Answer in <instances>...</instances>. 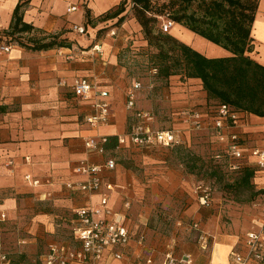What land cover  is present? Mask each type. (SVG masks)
I'll use <instances>...</instances> for the list:
<instances>
[{
	"label": "crops",
	"instance_id": "crops-1",
	"mask_svg": "<svg viewBox=\"0 0 264 264\" xmlns=\"http://www.w3.org/2000/svg\"><path fill=\"white\" fill-rule=\"evenodd\" d=\"M122 2L131 4L130 0H0V214L5 215L0 221V256H6L0 264H41L51 243L77 246L70 231L74 212L97 204L101 194L106 193L104 189L84 194L77 188H65L67 183L86 181L85 175L75 172L81 162L103 164L107 159L115 160V168L102 173L103 179L115 187L108 193V206L124 216L132 238L121 250L122 260L113 259L107 252L101 264H146V260L162 264L168 251L175 256L190 255L196 264H229L232 252H246L244 233L259 225L257 216L252 215L254 220L247 217L242 230L236 223L225 226L219 220H214L211 227L195 220L201 224L194 222L198 227L193 228L186 221L198 207L172 204L184 196L181 188L185 180L175 178L165 166L155 176L135 175L128 163L118 164L115 157L117 153L126 154L139 167L147 163L165 165L164 161L146 152L136 156L133 152L140 151L129 145L105 149L102 155L86 151L87 138L124 135L134 121L133 113L125 108V94L130 88L125 90L124 74L117 62L122 34L118 32L115 38L109 33L112 28L105 30L117 18L102 20ZM18 4L22 22L32 28L11 34L13 12ZM72 6L76 9L68 11ZM122 23L128 33L140 30L138 22L124 19ZM73 25L83 27L84 33L73 31ZM100 31L101 39L96 40ZM166 34L207 58L230 56L174 22ZM139 37L142 36L135 35ZM250 39L251 52L246 55L264 66V0L257 1ZM50 40L65 46L30 48ZM3 46H8L9 51L4 52ZM94 46L102 54L96 53ZM77 79H85L108 93L107 124L92 128L85 123V118L95 113L94 105L100 98L94 92L76 97L72 85ZM165 88V100L170 105L164 129L184 130L179 111L209 110L200 80L170 76ZM140 95L141 90L136 93L135 107L144 110L139 105ZM175 102L178 105L173 107ZM239 114L241 120L232 130L240 135L244 147L251 150L262 146L264 117ZM188 134L183 132V147L188 146ZM9 161L12 164L7 166ZM244 161L255 171L252 184L259 194H264L260 190L264 174L257 171L249 154ZM33 181H39V185H32ZM124 203H129L128 209ZM252 207L256 214L255 205ZM178 213L184 215L181 220L171 218ZM168 218L170 222L163 223ZM200 233L207 237L205 250L197 242ZM140 235L144 236L142 245L136 243Z\"/></svg>",
	"mask_w": 264,
	"mask_h": 264
},
{
	"label": "built area",
	"instance_id": "built-area-1",
	"mask_svg": "<svg viewBox=\"0 0 264 264\" xmlns=\"http://www.w3.org/2000/svg\"><path fill=\"white\" fill-rule=\"evenodd\" d=\"M72 6L68 11H74ZM173 26V21L163 19L160 25L162 33H168ZM72 30L83 34L84 28L73 25ZM114 32H111L113 35ZM4 52L9 51L8 46H3ZM96 52H100L99 47L94 46ZM155 70V69H154ZM142 88L139 81H135L125 94V108L133 113V123L124 135L118 136L117 147L129 145L135 150L153 149L154 147H178L183 144V132H204L208 131L210 135L224 146L223 154H215L213 158L220 160L226 158L229 162L228 168L237 172L245 166L246 155L249 154L254 158V166L257 171L264 174V136L263 145L247 150L243 145L240 135L232 129L236 128L241 116L238 111L226 104L210 106L209 110L185 109L179 111L178 118L183 125L184 130L178 129H156L152 127L153 116L135 107L136 93ZM73 93L76 97H86L91 92L96 94L100 99L95 102V113L85 118V123L92 128L105 125L109 121L110 106L106 100L108 93L104 90H98L96 85L85 80L77 79L72 85ZM264 135V134H263ZM106 137H89L84 141L85 149L88 153L102 155L105 153L104 144ZM7 162V166L11 165ZM116 162L114 159H107L103 164L79 163L75 172L85 175L86 181L82 183H67L66 189L77 188L84 194L99 192L104 189L106 193L101 194L100 200L95 205L78 209L74 212L72 225L70 228L73 240L77 246L71 247L65 244L51 243L47 252L41 257V264H101L105 253L110 252L113 259L122 260L124 254L122 249L127 247L132 240L131 235L125 226L124 216L115 213L108 206V193L112 192L115 187L103 179L102 173L105 170H113ZM32 185H39V181H33ZM264 192V185L260 189ZM207 195L200 198L202 205H207L205 201ZM126 209L129 203H124ZM5 219L4 214H0V221ZM197 228V223L192 225ZM206 235L200 233L197 242L202 250L207 248ZM144 236L140 235L136 239L138 245H142ZM246 252H232L229 264H256L264 263V216L259 225L250 230L245 235ZM3 262L6 260L5 255L0 256ZM146 264H151V260H146ZM162 264H196L193 263L190 255L182 254L175 256L172 251L164 254Z\"/></svg>",
	"mask_w": 264,
	"mask_h": 264
},
{
	"label": "trees",
	"instance_id": "trees-1",
	"mask_svg": "<svg viewBox=\"0 0 264 264\" xmlns=\"http://www.w3.org/2000/svg\"><path fill=\"white\" fill-rule=\"evenodd\" d=\"M154 1L130 0L148 46L156 50L151 59L157 76L165 80L175 75L185 80L198 79L209 106L226 104L245 115L264 117V66L246 55L251 52L250 29L258 0H165L178 5L171 20L230 54L223 58H207L166 33H155L156 17L147 16ZM193 4L202 13L197 9L190 11ZM125 5L122 2L102 20L117 18L114 24H121L125 17L120 15ZM20 8L18 4L13 12L11 34L32 28L22 22ZM54 46L64 47L65 44L50 40L30 48L47 50ZM117 138L106 139L104 148H116ZM238 172V187L251 189L254 169L244 166Z\"/></svg>",
	"mask_w": 264,
	"mask_h": 264
},
{
	"label": "rangeland",
	"instance_id": "rangeland-1",
	"mask_svg": "<svg viewBox=\"0 0 264 264\" xmlns=\"http://www.w3.org/2000/svg\"><path fill=\"white\" fill-rule=\"evenodd\" d=\"M177 8L178 5L168 4L165 0H156L152 3L151 10L149 14L147 13V16L156 17V22L154 23L155 33L161 32L160 25L162 20H171L172 14ZM196 9L202 13L196 4L189 7L190 11H196ZM123 15L125 17V22L133 21L135 24L137 23L131 4L126 3ZM123 24L124 23L118 25L113 24L107 29L105 28V30H111L110 28H112L114 32L112 36L115 38L120 32L122 34L119 45L120 53L117 62L124 74L125 90L131 87L133 81H139L141 86H143V89H140L141 95L139 99V105L144 109L142 111H146L154 116L152 122L153 128H155V126L157 129L167 128L168 120L165 114L169 111L167 109L170 105V103L165 100L167 80L158 77L156 69L153 68L154 62L151 57L156 54V50L148 46L141 27L139 32L128 33V28L123 26ZM137 29H139V27ZM112 30L109 31V33H111ZM101 33L100 31L97 34L96 40L101 39ZM126 33L128 35L124 36ZM135 35H141L142 37L135 38ZM96 53L102 54L101 51ZM176 105H178V103L175 102L173 107H176ZM187 139L188 146L186 147H183V144L171 148L157 146L153 149L140 150V152L136 153L133 152L134 155H141L146 152L153 158L164 161L165 165L147 163L145 167H139L138 162H134V160L128 158V155L121 153H117L115 158L118 164L122 162L128 163L130 172L135 175L155 176V174L162 172L165 166L166 169L175 175V178L177 177L180 180H185L184 188H181L184 196L180 199H175L176 202H172V204L179 205L182 208L193 205L196 208L198 207L195 214L187 218L186 224L189 226L193 225L194 222L198 223V221L195 220H199L203 226L209 224L211 227L214 220H219L220 223L225 226L231 222L236 223L242 230L245 226L247 217H249L251 221L254 220L252 215H256V222H260L264 216V194L258 193L259 190L252 184V179L251 189L238 187L239 172H235L228 168L229 162L226 161V158L223 157L220 158V160H215L213 158L217 153H224V146L219 144L208 131L191 132L188 134ZM161 168L163 170H160ZM159 186L161 187L160 184ZM179 189L180 188L176 191ZM205 195H207L205 199L207 205H202L200 198ZM173 200L174 198L172 201ZM254 205L257 211L256 214H253L255 211H252L254 210L252 207ZM183 217L184 215L180 213L171 216V218L180 220ZM165 221L166 222L163 223L170 222L169 218ZM163 225L166 228L167 225ZM161 228L163 229V226ZM250 228L251 226H248V229ZM250 230H252V228ZM250 230L244 233V237ZM165 235L168 236V233H165Z\"/></svg>",
	"mask_w": 264,
	"mask_h": 264
}]
</instances>
